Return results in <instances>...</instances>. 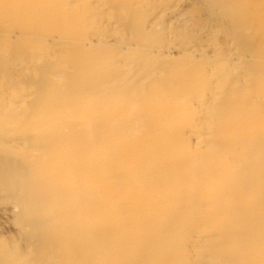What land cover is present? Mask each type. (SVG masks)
Instances as JSON below:
<instances>
[{"label": "rangeland", "instance_id": "374dc122", "mask_svg": "<svg viewBox=\"0 0 264 264\" xmlns=\"http://www.w3.org/2000/svg\"><path fill=\"white\" fill-rule=\"evenodd\" d=\"M195 64L206 66L209 83L189 96L182 75ZM157 81L167 88L160 99ZM137 88L150 89L154 104L168 93L172 108L196 98V150L264 133V0H0V264H158L160 256L168 259L161 264L234 263L217 228L197 227L193 202L182 205L189 214L168 255L155 256L156 245L136 233H100L88 213L59 208L55 220L37 217L40 227L25 220L22 210L34 199L22 196L50 156L41 144L53 128L57 140L86 133L78 118L86 106L108 108L103 125L113 146L183 127L182 110L160 125L147 111L153 104L137 103ZM84 224L89 238L107 240L105 251L80 243Z\"/></svg>", "mask_w": 264, "mask_h": 264}, {"label": "bare ground", "instance_id": "6f19581e", "mask_svg": "<svg viewBox=\"0 0 264 264\" xmlns=\"http://www.w3.org/2000/svg\"><path fill=\"white\" fill-rule=\"evenodd\" d=\"M205 67L195 64L189 73L182 75V86L189 96L198 94L200 88L204 90L209 83ZM166 89L157 81L153 97L160 99ZM137 90V103L143 108L145 100L148 101L146 105L153 104L147 111L154 114L160 125L163 120L171 122L177 118V112L182 110L186 118L183 127L173 125L174 136L159 134L137 143L120 144L118 140L113 146L105 132L107 125H103V115L108 108L92 111V107L86 106L78 116L85 123L86 133L79 135V131H74V140L66 136L57 140L53 128L50 131L54 136L48 138L47 144H41L50 156L36 169V185L25 189L22 196L23 203L34 199L22 210L25 220L34 219L40 227L37 217L42 220L49 216L50 220H55L53 211L59 208L70 215L81 213L80 217L88 213L91 220L88 224L92 222L100 233L110 228L115 232H127L128 236L136 233L140 242L150 243L152 249L156 245L155 256L168 255L171 235L175 238L179 235L181 217L189 214L182 205L193 202L199 215L195 222L197 227L217 228L214 233L235 257L233 264H264V133L246 141L196 150L194 145L199 141L195 143L193 137L200 127L192 117L197 114L192 107L196 98L191 97L184 102L186 104L172 108L165 104L171 100L168 93L164 101L159 100L155 105L147 95L150 89L147 92L146 89ZM167 125L171 127V123ZM58 145L61 146L59 150L56 149ZM65 147L75 153L74 158L68 156ZM107 154H112V158L108 159ZM45 202L44 207L42 203ZM84 221L87 223V218ZM85 226L83 236L79 234L80 243L92 251L97 248L105 251L107 240L101 234L89 238L90 228ZM76 249L72 250L75 257ZM86 254L88 252L81 260L83 257L89 259ZM163 257H156V263L167 262Z\"/></svg>", "mask_w": 264, "mask_h": 264}]
</instances>
